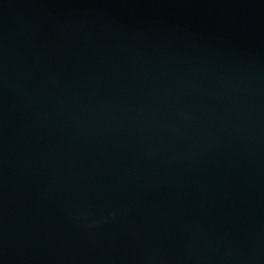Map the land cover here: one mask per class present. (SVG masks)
Masks as SVG:
<instances>
[{"label": "water", "instance_id": "95a60500", "mask_svg": "<svg viewBox=\"0 0 264 264\" xmlns=\"http://www.w3.org/2000/svg\"><path fill=\"white\" fill-rule=\"evenodd\" d=\"M0 264H264V0H0Z\"/></svg>", "mask_w": 264, "mask_h": 264}]
</instances>
